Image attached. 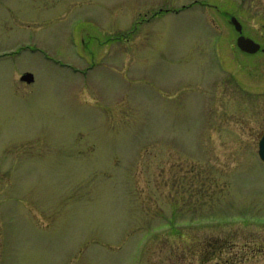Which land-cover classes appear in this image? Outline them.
I'll return each mask as SVG.
<instances>
[{"label":"rangeland","instance_id":"obj_1","mask_svg":"<svg viewBox=\"0 0 264 264\" xmlns=\"http://www.w3.org/2000/svg\"><path fill=\"white\" fill-rule=\"evenodd\" d=\"M263 133L264 0H0V264H264Z\"/></svg>","mask_w":264,"mask_h":264},{"label":"water","instance_id":"obj_2","mask_svg":"<svg viewBox=\"0 0 264 264\" xmlns=\"http://www.w3.org/2000/svg\"><path fill=\"white\" fill-rule=\"evenodd\" d=\"M232 23L235 25L236 29L238 31H242V24L238 20L236 16L231 17ZM238 45L240 46L241 49L248 51V52H257L260 48L261 45L254 41L250 37H246L244 35H240L237 39ZM35 79V76L32 72H26L21 76V80L26 81L28 83L33 82ZM259 154L260 157L264 160V134L262 135L260 141H259Z\"/></svg>","mask_w":264,"mask_h":264}]
</instances>
